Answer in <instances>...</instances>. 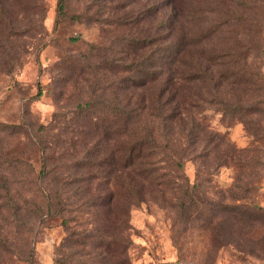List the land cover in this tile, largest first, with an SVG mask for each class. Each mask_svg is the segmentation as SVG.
<instances>
[{"label":"rangeland","instance_id":"rangeland-1","mask_svg":"<svg viewBox=\"0 0 264 264\" xmlns=\"http://www.w3.org/2000/svg\"><path fill=\"white\" fill-rule=\"evenodd\" d=\"M154 1L165 19L171 9L181 13L184 39L196 40L208 30L207 50L226 55L234 47L236 54L229 61L224 56L209 60L224 76L217 79L215 96L204 94L203 110L190 112L195 127L188 120L159 130L150 115L168 108L143 110L154 133L162 131L158 141H171L181 167L172 168L164 184L160 178L143 179L132 167L115 170L111 180L124 184L117 195L130 209L127 221L108 220L105 231L126 241L130 264H264V0ZM127 36L131 0H66L62 14L57 0H0V171L16 179L21 194L29 195L25 181L36 179L41 169L50 171L46 185L59 191L61 185L51 183L57 166L63 175H80L75 161L83 152H73L69 142L55 141L53 134L67 135L63 124L80 103L112 102L111 85L120 75L101 63L131 59L122 41ZM234 69L239 71L235 78ZM127 93L116 88L117 96ZM237 103L245 111L222 110L223 104ZM108 143L100 142L91 157H101ZM156 166L158 173L165 169L162 162ZM41 179L36 182L42 188ZM131 186L140 193L133 205ZM85 196L71 197L62 212H28L23 221L0 215V264L88 263L90 244L69 242V237L81 238L76 235L81 225H94L80 206ZM36 200L42 201L40 193Z\"/></svg>","mask_w":264,"mask_h":264},{"label":"trees","instance_id":"trees-1","mask_svg":"<svg viewBox=\"0 0 264 264\" xmlns=\"http://www.w3.org/2000/svg\"><path fill=\"white\" fill-rule=\"evenodd\" d=\"M135 1L131 0V36L122 39L125 41L126 51L131 50V59L108 58L101 63L105 64L101 67L108 72L120 75L119 83L111 85L114 87V99L110 102L91 98L80 103L63 124L62 132H66L67 137L61 136L60 131L53 134L55 141L69 142L68 148L73 152H83L75 161L76 167L81 170L80 175L70 172L63 175L57 166L58 170H53L51 183L60 184L63 191H59L60 187L52 189L49 187L50 183L46 185L45 179L50 171L44 173L41 169L36 179L41 177L46 186L39 187L38 181L36 182L35 176L32 175L34 179L25 181L31 186L28 189L29 195L25 196L20 193L15 178L8 175V172L0 171V215L3 220H9V217L22 220L28 212H33L34 216L51 210L62 212L66 206L72 204L71 197L86 195L80 206L81 209L87 210L85 212L94 225H81L82 230L76 232V235L81 237L79 239L69 237L72 244H90L92 250L86 254H91V259L85 264H130L124 253L126 241L119 237L118 233L106 232L104 228L108 220L120 225L127 221L129 215V206L121 204L117 195L124 184L118 183L116 178L111 180L115 170L132 167L143 179L150 181L160 178L162 184L164 176H171L172 168L176 170L181 167L180 162L172 156L174 152L171 151V141L166 140L163 144L158 141V135L162 134V131L154 133V126L144 120L146 111L143 110L159 111L168 108L165 114L158 112L150 115V121L156 120L159 130L170 128L174 122L185 123L188 120L195 127V116L190 112L195 111L193 108L203 110L201 102L207 100L204 94L215 96L220 84L217 79L224 76L212 67L209 60L212 62L217 56H224L229 61L236 54L234 47L230 48L226 55L207 50V38L210 36L208 30L200 32L201 36L196 34V40L191 35L184 39L181 13L171 9V16L165 19L160 16V5L156 1L149 0L145 6H140V0H137L135 5ZM65 7L66 0H57L58 14H62ZM193 13L192 9L188 10L189 19ZM161 26L166 29L163 33ZM84 62L88 64L87 61ZM79 64L75 63V66H80ZM238 72L236 69L232 71L233 78ZM160 73H163L164 78L159 77ZM106 84L103 83L105 89L108 88ZM116 88L119 92L127 90L128 95L117 96ZM227 107L232 111L244 110L241 109L240 103L223 104L222 110L227 111ZM145 117L149 119L148 116ZM41 141L42 137L37 136V142ZM100 142L111 144L101 157L95 155L92 158ZM63 147H66L65 143ZM159 162L165 164L161 173H158L156 166ZM82 168H85L87 173H83ZM166 169L169 172L165 171ZM158 182L153 183L159 184ZM136 189L138 188L131 186V205L140 201V193ZM88 192L90 193L87 194ZM39 193L42 201L36 200ZM63 223L68 225L65 219ZM107 236L112 237L105 239Z\"/></svg>","mask_w":264,"mask_h":264}]
</instances>
